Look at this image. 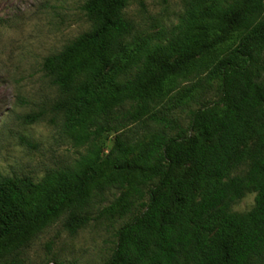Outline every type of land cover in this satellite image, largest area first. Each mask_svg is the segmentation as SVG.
I'll return each instance as SVG.
<instances>
[{
  "label": "trees",
  "instance_id": "1",
  "mask_svg": "<svg viewBox=\"0 0 264 264\" xmlns=\"http://www.w3.org/2000/svg\"><path fill=\"white\" fill-rule=\"evenodd\" d=\"M127 3L85 0L92 28L42 62L62 132L85 151L39 180L0 175V258L112 185L121 215L126 196L147 201L117 229L107 264H264V0H185L173 29L133 41ZM203 73L217 98L192 109L187 128L157 110L178 80ZM145 118L165 126L128 139ZM250 192L253 206L232 211ZM88 221L70 213L63 226Z\"/></svg>",
  "mask_w": 264,
  "mask_h": 264
},
{
  "label": "rangeland",
  "instance_id": "2",
  "mask_svg": "<svg viewBox=\"0 0 264 264\" xmlns=\"http://www.w3.org/2000/svg\"><path fill=\"white\" fill-rule=\"evenodd\" d=\"M85 0H0V175H26L39 180L46 172L71 166L84 147L75 146L62 132V118L53 111L58 89L42 70L45 57L60 52L92 23L81 10ZM185 0H128L124 16L134 24L130 40L155 36L173 29L183 13ZM206 74L178 80L157 110L187 128L189 113L217 98L216 83ZM38 120L27 123L28 114ZM145 118L129 126L128 139L147 141L163 129ZM174 133L169 127L165 129ZM113 133L103 137L104 152L114 142ZM149 185H143L147 190ZM123 189L104 187L79 208L66 210L23 244L0 258V263L19 259L23 264H107L115 247L117 229L129 221L147 201L131 194L129 213L121 215L118 199ZM246 193L231 205L244 212L254 204ZM115 205V207H114ZM113 206V211L107 210ZM87 216L89 221L74 233L63 226L67 216Z\"/></svg>",
  "mask_w": 264,
  "mask_h": 264
}]
</instances>
